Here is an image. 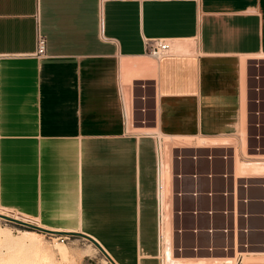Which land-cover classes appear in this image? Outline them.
Wrapping results in <instances>:
<instances>
[{
  "label": "crops",
  "instance_id": "crops-1",
  "mask_svg": "<svg viewBox=\"0 0 264 264\" xmlns=\"http://www.w3.org/2000/svg\"><path fill=\"white\" fill-rule=\"evenodd\" d=\"M36 30L45 37L42 57L32 54ZM152 38L167 39L170 52L152 57L145 44ZM260 54L264 0H0L1 213L33 218L51 234L91 236L116 264H162L157 135L257 133L264 154V60L254 63ZM144 116L151 132L128 129ZM214 151H184L185 168L204 175L202 193L192 196L187 178V194L177 201L171 183V213L182 207L187 228H205L198 232L204 250L211 224L247 221L249 253L263 252L264 186L248 190V219L224 216L226 207L244 208L222 194L241 180L223 178L228 162L219 155L201 157ZM243 193L237 187L238 197ZM174 229L173 219L172 238ZM231 234L233 250H220L226 236L218 231L220 253L185 257L239 258L243 234ZM193 236L184 232L188 250L196 247Z\"/></svg>",
  "mask_w": 264,
  "mask_h": 264
},
{
  "label": "rangeland",
  "instance_id": "rangeland-1",
  "mask_svg": "<svg viewBox=\"0 0 264 264\" xmlns=\"http://www.w3.org/2000/svg\"><path fill=\"white\" fill-rule=\"evenodd\" d=\"M144 118L146 119L145 116H144ZM128 123L130 124L128 126L129 130L140 131L138 129L133 128L130 122H128ZM144 124H142V125H144ZM141 126H136V127H141ZM148 131L149 130H145V132H148ZM141 132H143V131H141ZM149 132H151V131H149ZM243 136L246 140V135H244L243 132L240 133V136L233 135V136H229L227 138H217V140H219V141L223 140L227 144L230 142L229 145H231L233 147L232 150H236L235 153H236L237 157H239V158H237V157L236 158L240 159L241 161H244L245 163L247 161H250V160L252 161V160H257V159H264V155L261 152H252V151L247 152L246 148L244 149L245 151L242 152L243 144H242L241 139ZM176 139L178 142L180 141L182 144L184 143L186 145H191V146H194L198 143H204V142L209 143L210 141H212V138H206L205 137V139H204V137H202V136L176 137ZM165 140H166V138L164 136H162L160 134L157 135V141L159 142V148H160L159 152H160V156H161V162L165 158V155H167L168 157H170V160L173 163L172 168L180 163V161L174 159V156L175 155L177 156L178 150H180L182 153H184V151L194 149L192 147L191 148L176 149V148H172L171 145L168 148H165L164 147ZM213 141H216V139H214ZM240 145H241V147H240ZM197 149H200V148H197ZM166 150H169V151L165 152ZM200 150H209V149H202L201 148ZM213 150H215V149H213ZM229 151H230V149H229ZM165 153H167V154H165ZM248 154H251L253 156H249ZM255 154H256V156H254ZM181 165H183V167L185 168V165L183 164V162H181ZM231 167H232V162H231L230 168ZM176 169L178 170L179 167L177 166ZM177 170L174 171V168L172 169V171H173L172 172V174H173L172 183L175 184L174 185L175 198L177 201H180L179 198H181L182 195L176 196L177 192L179 191L178 186L182 187L181 190H183V192H181V193H184V191L186 189H185V187H183V184H186L188 182L187 181L188 179L184 178L183 180H181L182 181L181 183L177 182V177L175 176L177 174ZM187 171H189V170H187ZM251 171H252L251 169H249V170L246 169L244 171V173L245 174H251ZM260 179L261 178H258L257 180H260ZM172 195H173V191H172ZM1 211L4 212L3 210H0V213H1ZM176 211H180L181 214L178 217V214H177L178 212H176L175 216L173 217L174 223H175L174 231H175V233L177 230L180 231L178 234L180 235L181 240L179 242L178 239H176V236L174 234V237L172 238V247L174 246L173 247V249H174L180 245L179 247H181L182 249L183 248L186 249L187 247L189 248L190 244H188L187 241L184 239V232L189 229V228H187V226H185L183 224L184 223L183 222V216H184L183 214L185 213V211L183 210L182 207L176 208ZM188 227H190V226H188ZM172 228H173V224H172ZM0 229H6V231L8 233V238L5 240L3 237L0 236V239H1V241H0V264H112L90 242H88L86 239H83V238L78 237V236L64 235L65 238H57V236L54 234L44 233V232H41L39 230H35L32 228L19 226V225H16L14 223L5 221L3 219H0ZM25 229L35 231L36 233H38V236H36L35 238L23 237L21 235L20 231L25 230ZM246 235L249 238V232ZM243 239H245V234H243ZM196 240H198V242H199V235L196 236ZM23 241L25 243H23ZM193 241H195L194 236H193ZM22 244H24V246H21ZM196 247L197 248H203L202 245L199 243H197ZM247 248H249V246H247ZM238 250L242 251V253H238ZM249 250L250 249L244 250V248H242V249L238 248V249H236L235 255H236V257L239 256V258H235L234 260L232 259L233 262H231V263L230 262L227 263V262H224L223 260L219 259L218 264H243V263L245 264V262H246V261H244L245 259L250 260V259H247V257H249L251 259H252V257H255V259H256L257 256L258 257L260 256L259 254L249 253ZM178 254L179 253H176L177 256H180V254L179 255ZM185 255H189V254L188 253L183 254V256H185ZM193 256H194L193 258H204V257L198 256V255H193ZM243 256H244V258H243ZM250 256H252V257H250ZM161 257H163L162 252H161ZM224 258H232V257H224ZM233 258H234V256H233ZM242 259L244 262H241ZM237 260H238V263H237ZM248 262L250 264L251 263H257L258 260L257 259L253 260V261L251 260V262L247 261L246 264ZM211 264H213V263H211Z\"/></svg>",
  "mask_w": 264,
  "mask_h": 264
},
{
  "label": "bare ground",
  "instance_id": "bare-ground-1",
  "mask_svg": "<svg viewBox=\"0 0 264 264\" xmlns=\"http://www.w3.org/2000/svg\"><path fill=\"white\" fill-rule=\"evenodd\" d=\"M254 63L255 62H257L256 63V66L258 67V64L260 65V63H262V60H264V54H260V55H257V56H255L254 57ZM263 64V63H262ZM263 66V65H262ZM242 99V98H241ZM243 101H244V99H243ZM130 103H131V101H130ZM129 107V106H128ZM243 108V107H242ZM244 110V109H243ZM131 118V117H130ZM143 119L145 120V122L144 123H146V119L143 117ZM140 123H142V122H140ZM144 123H142V124H144ZM130 124H128V126H129ZM132 127H133V125H132ZM134 128L135 129H138V130H140V131H143V132H145V130H150V129H148L147 127H145V126H141V127H136V126H134ZM165 138H166V140H165V143H164V147L165 148H168L170 145H171V147L172 148H176V149H179V148H202V149H211V150H213V149H215V150H217L216 152L214 151V153L213 152H209V153H212V154H219V151L220 150H229L230 149V151L232 152L233 151V160H232V167L230 168V166L229 165H231V163H229V161H228V163H227V167L225 168V171H224V173H228V177L230 178V179H232V178H239L240 180H241V182H243L244 180H245V182H252L253 180L255 181H263L264 182V159H257V160H250V161H247L246 163L244 162V161H241L240 159H237V158H239V157H237V155H236V153H235V151L236 150H232V146L231 145H229V143L227 144L225 141H219V140H217V138H212V141H210L209 143H198V144H196V145H194V146H191V145H186V144H182L180 141L178 142L177 141V139H176V137H179V136H164ZM204 139H205V137H204ZM214 139H216V141H213ZM164 141V140H163ZM235 141V140H234ZM241 141H242V144H243V150H242V152H244L245 150V138H244V136L242 137V139H241ZM240 141V142H241ZM241 144V145H242ZM161 145V144H160ZM241 145H240V147H241ZM160 149V148H159ZM170 150V149H169ZM169 150H166L165 152H168ZM209 153H207V154H209ZM240 153V152H239ZM165 154H167V153H165ZM177 154H182L183 155V157L181 158V159H177V157H176V155L174 156V159H176V160H178V161H180V163L178 164V165H176L175 167H173L174 168V171L175 170H177L176 168H177V166L179 167V169L177 170V174L175 175L176 177H177V182H182L181 180H183L184 178H190V181L192 182V184H193V190H192V192H190V194L192 195V196H197V194H199V192H201V188L198 186V180H199V177L201 178V176H204L203 174H199V175H196L195 173L196 172H198L197 170H195V171H187L184 167H183V165H181V162H183V159L186 157V155H185V152L184 153H182L180 150H178L177 151ZM207 154H205V155H207ZM193 155H197V157L196 158H194L193 157ZM243 155V154H242ZM249 156H253V155H251V154H248ZM259 155V154H258ZM257 155V156H258ZM264 155V154H263ZM159 156H160V152H159ZM254 156H256V154L254 155ZM260 156V155H259ZM262 156V155H261ZM192 160H194V162H195V164H197L196 162V160L198 159V158H200V154H198V153H193V154H191L190 156H189ZM237 157V158H236ZM185 161V160H184ZM198 162H199V160H198ZM176 163V162H175ZM199 164V163H198ZM159 165H160V168H159V174H161L162 173V175H161V178H162V186H163V192H161L160 194H161V197L160 198H162V200L160 199V201H162L161 203H162V212H161V252H162V255H163V259H162V264H211V263H213V262H215V261H219L218 259L219 258H215V259H205V258H190V257H185V256H183V254H189V252L192 250V251H195V252H199V253H204L205 251L206 252H208V253H211V254H217V253H220V250H224V251H226L225 250V248L224 247H222L223 245H224V243L222 244V246H220V250L219 249H217V245H216V241L213 239L214 238V236L216 235V233L218 232V231H220V228H218V226H214V228H213V230H212V233H211V235L208 233V231L206 230V232L208 233V235H210V237H211V243L206 247V249L204 250L203 248H201V249H199V248H197V247H193V249H190V250H188V248H186V249H182L181 247H176V248H174L173 249V247H172V231H173V228H172V222H173V214L171 213V199H172V196H170V194L172 195V191L170 192V186H172L171 185V183H172V178H173V174H172V165H173V163H172V161L170 160V157H168L167 155H165V158L163 159V161L161 162V156L159 157ZM200 165V164H199ZM212 165H214V164H212ZM209 168V167H208ZM214 168V167H213ZM206 170H207V168H205ZM249 170V169H251L252 171H251V174H245L244 173V171L245 170ZM201 171V170H200ZM213 171H215V170H213ZM218 172V171H217ZM247 172V171H246ZM200 173V172H199ZM206 173V172H205ZM210 173V172H209ZM213 173V172H212ZM218 174V173H217ZM183 175V176H182ZM219 175V174H218ZM221 175H222V173H221ZM182 176V177H181ZM197 176V177H196ZM208 178V177H207ZM228 178V179H229ZM258 178H261L260 180H257ZM179 183V184H180ZM170 188V189H169ZM178 188H179V191L177 192V195L176 196H181V195H183V194H185L186 193V191L187 190H185L184 191V193H181V192H183V190H181V188L182 187H180V186H178ZM190 189V188H189ZM243 191V190H242ZM194 192H197L196 193V195H194ZM202 193V192H201ZM200 193V194H201ZM249 193V192H248ZM187 194V193H186ZM190 195V196H191ZM244 205V204H243ZM198 207V206H197ZM244 208H245V206H244ZM201 209V208H200ZM196 210V209H195ZM248 211H249V206H248V209H247ZM176 212H178L177 214H178V217L180 216V214H181V212L180 211H175V213ZM191 212V211H190ZM200 212H201V210H200ZM191 213H193V212H191ZM190 213V214H191ZM198 214V213H197ZM193 215V214H192ZM177 216V215H176ZM242 218H244V217H242ZM180 219V218H179ZM245 219V218H244ZM246 220V219H245ZM195 221V220H194ZM247 223V221H245V223H244V225L243 226H241V227H249L248 226V223ZM226 226H229V224H226ZM202 226H200V225H195V226H190V228L188 229V230H190V232H192L193 234H194V239H195V242H196V246H197V243H198V240H196V236L198 235V232L200 231V230H202V229H205V228H201ZM229 227H231L230 228V232L227 234V235H225L226 237V239L224 240V242H225V245H230V247H229V249L231 250L232 249V244H231V237H232V234H231V232L232 233H234V232H236V226L235 227H232V225H230ZM239 227V226H238ZM180 229V228H179ZM21 232V235L23 236V237H29V238H35L36 236H38V233H36L35 231H32V230H22V231H20ZM180 231L179 230H177L176 231V233H175V236H176V239H178V241L180 242V235L178 234ZM206 233V234H207ZM240 233H242V232H240ZM0 236L1 237H3L4 238V240L5 239H7L8 238V233H7V231H6V229H0ZM210 237H208V238H210ZM230 237V238H229ZM18 238V237H17ZM21 238V237H20ZM182 238V237H181ZM239 238V237H238ZM245 238H248L247 237V235H245ZM20 240V239H19ZM239 240V239H238ZM241 240V239H240ZM244 240V239H243ZM0 241H1V239H0ZM183 241V240H182ZM247 241H248V239H247ZM5 242V241H4ZM230 242V243H229ZM2 243V242H1ZM22 243V242H21ZM23 243H25L24 241H23ZM248 244H251L250 243V241H249V243ZM21 246H24V244H22ZM250 246V245H249ZM253 246V245H252ZM260 246V245H259ZM63 247V246H62ZM65 247V246H64ZM257 247V246H256ZM261 247V246H260ZM259 247V248H260ZM255 248V247H254ZM235 249V248H234ZM237 249V248H236ZM235 249V250H236ZM264 249V248H263ZM233 250V249H232ZM234 250V254H235V251ZM245 250V249H244ZM229 251V250H228ZM250 251V250H249ZM176 253H179L180 254V256H177L176 255ZM194 253V252H193ZM198 253V254H199ZM230 253V252H229ZM251 253V252H250ZM178 254V255H179ZM246 254V253H245ZM257 254H259L260 256L257 258L256 257V259L258 260V262L257 263H251V264H264V251L263 252H260V253H257ZM182 255V256H181ZM200 255V254H199ZM250 257H252V256H250ZM243 258H244V256H243ZM222 259H224L225 260V262H227V263H231V262H233V260L235 259V258H224V257H222ZM221 259V260H222ZM233 259V260H232ZM247 259H250V260H244V261H250L251 262V260L253 261V260H256L255 259V257H252V259L251 258H249V257H247ZM213 260V261H212ZM223 260V261H224ZM243 261V259H242V261L241 262H244ZM246 262H245V264H246ZM223 263V262H222ZM214 264V263H213ZM244 264V263H243ZM247 264H250L249 262L247 263Z\"/></svg>",
  "mask_w": 264,
  "mask_h": 264
},
{
  "label": "built area",
  "instance_id": "built-area-1",
  "mask_svg": "<svg viewBox=\"0 0 264 264\" xmlns=\"http://www.w3.org/2000/svg\"><path fill=\"white\" fill-rule=\"evenodd\" d=\"M145 44L147 45V52L154 58H159L160 56L169 53L171 50V44L165 38L147 39V40H145ZM32 54L36 57H42L45 55V37L38 30H36V33H35L34 50H33ZM259 77H260L259 75H255L256 80H259ZM254 89L256 92H258L257 96L254 98L255 104L258 105L259 102L261 101V98L259 97V91L261 90V86L257 85ZM142 111L143 112L145 111V107H142ZM254 114L256 116H259L260 110L257 108L254 111ZM141 122L144 123L145 120L142 118ZM254 126L259 127L260 122L259 121L255 122ZM260 139H261V137L257 133L252 134L249 138H246L245 148H246L247 152L252 151V152H261L262 153L263 149H262V144H261ZM155 150H156V155H157V170L159 171V168H160L159 157L160 156H159V142L158 141L155 142ZM217 155H219L226 163L228 161L233 160V157H232L233 151L230 152L229 150L228 151L226 150V151H224L220 154H216V155L209 153V154L201 156V157H205L208 160H212V159L216 158ZM176 157H177V159H181L183 157V155L177 154ZM193 157L196 158L197 155H193ZM195 174L199 175L200 173L196 172ZM213 175L214 174L212 172L206 174V176H208V177H212ZM222 176L226 180L229 178L228 173H223ZM258 186H260V187L264 186V182L253 180L252 182L250 181L247 183V182H245V180L243 182H240V181L238 182L236 179L235 188L233 190H229L228 188H226L222 192V194L226 198L233 196L236 204H238V202H241L242 204H244L245 208H243L242 211H239L237 208V205L233 208L226 207L223 210H221V213L226 217H228L229 215H235V216H241V217H244L245 219H248L249 216H251L252 214H251L250 210L248 211L247 209H248L249 203L251 201H253V198L249 195L248 190L251 187H258ZM237 187H240V188H242V190H244V193L241 197H238ZM196 193L197 192H194V195H196ZM208 194L211 195L212 192H209ZM261 199H262V202H264V197H262ZM199 212H200L199 210L193 211L194 214H197ZM205 213L208 214L209 216H212L215 213V210L213 208H210V209L206 210ZM260 214H258V215H260ZM4 215H6V214H4ZM262 215H264V211L262 212ZM7 216L15 218L16 220H19L23 223L37 226L36 221L33 218H30L28 216H24L21 214H13V213H10V215L7 214ZM16 225L27 227V226H24L22 224H16ZM213 228H214V226L211 224L206 229L210 235L212 233ZM230 228L231 227H229V226H224L223 228L220 229V232L227 235L230 232ZM259 230L264 235V226L259 228ZM249 231H250L249 227H238V226H236V232H242L243 234L246 235ZM54 235H56V234H54ZM56 236H57V238H65L64 235H56ZM246 239H248V238H245L244 240L240 241L236 245V247L247 249V246H249L250 244H248L249 242ZM259 244L262 248H264V240L262 242H260ZM224 248H225V250H228L229 246L226 245V246H224ZM238 253H242V251L238 250ZM237 263H238V260H237Z\"/></svg>",
  "mask_w": 264,
  "mask_h": 264
},
{
  "label": "water",
  "instance_id": "water-1",
  "mask_svg": "<svg viewBox=\"0 0 264 264\" xmlns=\"http://www.w3.org/2000/svg\"><path fill=\"white\" fill-rule=\"evenodd\" d=\"M0 219H3L5 221H8V222H11V223H14V224H22L24 226H27L29 228H32V229H35V230H39L41 232H44V233H52L53 231H50V230H46V229H43L41 227H38V226H34V225H30V224H26V223H23L19 220H16L15 218H12L10 216H7V215H4V214H1L0 213ZM56 233V232H55ZM68 235H71V236H78V237H81L83 239H86L88 242H90L94 247H96V249L104 256L106 257L112 264H116V262L111 258V256L103 250V248L101 247V245L94 239L92 238L91 236H88V235H85V234H82V233H73V232H69Z\"/></svg>",
  "mask_w": 264,
  "mask_h": 264
}]
</instances>
